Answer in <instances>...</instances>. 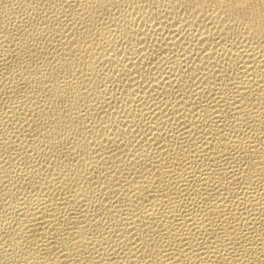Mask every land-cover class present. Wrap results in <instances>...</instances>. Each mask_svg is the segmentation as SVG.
<instances>
[{"label": "bare ground", "instance_id": "bare-ground-1", "mask_svg": "<svg viewBox=\"0 0 264 264\" xmlns=\"http://www.w3.org/2000/svg\"><path fill=\"white\" fill-rule=\"evenodd\" d=\"M32 3L0 4V264H264V0Z\"/></svg>", "mask_w": 264, "mask_h": 264}, {"label": "rangeland", "instance_id": "rangeland-1", "mask_svg": "<svg viewBox=\"0 0 264 264\" xmlns=\"http://www.w3.org/2000/svg\"><path fill=\"white\" fill-rule=\"evenodd\" d=\"M1 1H2V2H1ZM1 1H0V4H1L2 6H3V4H4V6H7V7H4V6H3V8H5V9H6V8H7V9L10 8V7L8 6L9 3H10V6L13 7V8H11V9H14V8L17 9V11H16V10H15V11L12 10V11H14V12H18V15H16V16H20V14H23V13H24V14H25V15H24L25 18H26V14L29 12V9H27V7H28L29 5H30V6L33 5V3H32L33 0H32V1H31V0H30V1H29V0H24V1H22V0H20V1L12 0V3H11L10 1H9V3L6 2V4H8V5H6V4L3 2L4 0H1ZM7 1H8V0H7ZM14 1H17V3L14 2ZM25 1H26V2H25ZM27 1H28L29 4H27ZM13 2H14V3H13ZM24 2H25V5H24ZM36 2H37V0H36ZM44 2H45V1H43V2L40 1V5H41L42 7L39 6V5H37V8H38V10H39V11H37V12H38V13L40 12V13L38 14V16H37V12H36L34 15H32V18H33V17L35 18V17L37 16L36 18L39 19V20H41L42 22L39 21V20L37 21V19H36V20L33 19L34 22H31V21H32V18L30 19V20H31V21H30V24L32 25V26H31V29H32L33 31H34L35 29H36L37 31L40 30V34H41V33L44 34L43 32H45V34H44L45 36L43 35V36H41V37H40V36L38 37L40 43L43 42V41L47 42L46 39L48 40V37H49V36H48V35H49V33H48L49 31H48V29H47V28H48V25H46V24H47V23H48V24L51 23V25H52V23H54V21H51L52 18H50V17L48 18V17H47V16H49L48 13L52 12L53 8H52V6H50L48 3H44ZM15 3H16V5H15ZM19 3H20V4H19ZM21 3H22L23 5H21ZM13 4H14V5H13ZM17 4H19L20 7H19V5L17 6ZM44 4H45V5H44ZM48 5L50 6V8H49ZM75 5H76V4H75ZM75 5H74V6H75ZM14 6H15V7H14ZM43 6L45 7V9H44ZM47 6H48V7H47ZM16 7H17V8H16ZM23 7H24V8H23ZM21 8H22V10H21ZM25 8H26V10H25ZM40 8H42V9H40ZM46 8H47V9H46ZM75 8L77 9L78 7H75ZM75 8H74V9H75ZM18 9H19L20 11H19ZM49 9H50V10H49ZM78 9H79V8H78ZM27 10H28V12H26ZM41 10H42V11H41ZM48 10H49V11H48ZM22 11H23V12H22ZM24 11H25V12H24ZM43 11H45L47 14H44L45 12H43ZM125 11H126V13H127V15H128V11H129V10L126 9ZM41 13H43L44 15L41 14ZM113 13H116V11H113ZM142 13H143V11H142ZM16 14H17V13H16ZM40 14H41V16H40ZM122 14L124 15L125 13H120V15H119L120 18H121V16H122ZM129 14L133 17L134 21L137 22L136 25L134 24V25H135L134 28H135L136 30L138 29L139 32H140V31H146V30H148V29H149V31L151 30V29H150V25H151V24H149L148 27L145 26L144 24L141 25L143 22H142V20H139L140 14H137V13H135V12H132V14H135V15H132L131 12H129ZM136 14H137V15H136ZM42 15H43V16H42ZM102 15H104V16H102ZM102 15L98 14V16H99L98 19L101 18L99 21H101V20L103 19L101 22H104V18H107V19H108L109 17H111L110 14H104V12H102ZM106 15H107V17H105ZM125 15H126V14H125ZM127 15H126V17L132 18L131 16H127ZM16 16L14 15L11 19H13V18L16 17ZM24 16L22 15V16H20V17H23V18H24ZM44 16H45V17H44ZM101 16H102V17H101ZM134 16H135V18H136L138 21L135 20ZM39 17H41V18H39ZM43 17H44V20H45V21L43 20ZM123 17H124V16H123ZM46 19H47L48 21L50 20L51 22H48ZM204 19H205V18H204ZM52 20H53V19H52ZM27 21H28V20H27ZM46 21H47V22H46ZM79 21H80V20H79ZM79 21H78V22H79ZM140 21H141V22H140ZM11 22H12V21H11ZM36 22H37V23H36ZM45 22H46V23H45ZM78 22L76 21V23H78ZM138 22H139V24H138ZM27 23H28V22H27ZM39 23H40V25H41V24H44V26L47 27V28H46L47 30H46V29H43V28H44L43 25H41V28L43 27L42 29L39 28ZM79 23H80V24L82 23V25H80ZM79 23H78V24H79V27H80V28H78V26H77V28H78V29L83 28V22L81 21V22H79ZM140 23H141V24H140ZM205 23H206V22H205ZM8 24L10 25V22H8ZM34 24H36V26H35ZM54 24H55V23H54ZM183 24L186 25V26H184ZM183 24H182L183 26H181V30H182V31L186 32L188 29H190V27H188L187 24H185V23H183ZM33 25H34L35 27H34ZM49 25H50V24H49ZM193 25H194V26H193ZM193 25H192V27H193L192 29H193V31H195V30H196L195 28H198V27L195 26V24H193ZM52 26H55V25H52ZM81 26H82V27H81ZM97 26L99 27V23H98ZM33 27H34V28H33ZM36 27H38L39 29L36 28ZM140 27H141V28H140ZM185 27H186V28H185ZM142 28H143V29H142ZM139 29H140V30H139ZM194 29H195V30H194ZM36 30H35V32H36ZM42 30H43V31H42ZM45 30H46V31H45ZM47 31H48V32H47ZM193 31H192V32H193ZM196 31H197V30H196ZM196 31L193 32V33H197ZM139 32H137L136 35H138ZM38 33H39V32H38ZM46 34H47L48 37H46ZM152 36H153L154 39L159 38V37H157V35H156L155 37H154V35H152ZM113 37H114V36H113ZM136 37H137V36H136ZM43 38H44L45 40H44ZM114 38H116V40H117V39H118V40H121L119 37H114ZM159 39H160V38H159ZM40 40H42V41H40ZM39 42L36 43V44H38V47H40V46L42 45V43L40 44ZM48 42H49V40H48ZM48 42H47V43H48ZM115 42H116V41H115ZM115 42H114V43H115ZM117 42L121 43L120 45H122V46L120 47L119 43H118V44H117V43H115V44L113 43L112 45H110V46H108V47L105 45V46L108 48V49L106 48L107 50H109L110 48H111V49L113 48V49H112V52H113V54L115 53L114 55L116 56V57H115L116 59L114 58L113 62H110L111 64H110L109 62H106V63H108V65L110 64V66H111V67L109 66L110 68L108 67L107 64H105V61L103 62L102 60H99V61L102 62L103 65H107V66H105V67H103V65L101 64V62L97 61V63H99V64H97V66H98V67L100 66V68H98V67H97V68H98V70H99L100 72L102 71L101 73H99V74H100V77H101V74H102V76H103V78L101 77V79H104V78L106 77V75H107V76H110V75H108V74H109V73H112L113 75L110 76V78L112 79L111 82H113V76L116 77V76L118 75L117 73H116L117 75H115V72H116V68L118 67L117 63H118V61L121 60L120 58L122 57V55L120 54V53H123V52H121V51H123V48H122V47H124V44H123V41H122V40H121V41H117ZM39 45H40V46H39ZM52 45H53V44H50V46H52ZM115 45H117V46H115ZM105 46H103V47L105 48ZM111 46H112V47H111ZM118 46H119L121 49H120ZM114 47H116V48H114ZM117 48L120 50V52H117V51H118ZM102 49H103V48H102ZM111 49H110V50H111ZM115 50H117V51L114 52ZM117 53H119L120 55L117 54ZM117 55H118V56H117ZM2 57H3V56H2L1 53H0V60L3 59ZM117 57H119V59H118ZM155 58H156V57H155ZM156 59H157V58H156ZM114 61H116L117 63L114 62ZM155 61H156V60H155ZM121 62L123 63V60H122ZM121 62H119V63L122 64ZM113 63H115V65H114ZM119 63H118V64H119ZM100 64H101V65H100ZM127 64H129V63L127 62ZM113 65H114L115 67H116V66H117V67L115 68ZM101 67H102V68H106V69L103 70ZM113 67H114V68H113ZM100 69H101V70H100ZM108 69H109V71H108ZM114 69H115V70H114ZM106 70H107L108 73H106ZM11 71H12V70L10 69L9 72H11ZM110 71H111V72H110ZM9 72H8V74H10ZM104 76H105V77H104ZM0 77H1V76H0ZM1 78H2V77H1ZM1 78H0V79H1ZM111 82H106V81H104V83L101 84V87H102V85L104 86V84H105V87H106V83H107V86H108V87H106V88H109V89H110ZM114 85H115V84L112 83V86H111V89H112V90L116 87V86H114ZM103 89H104V87H103ZM111 89H110V90H111ZM115 89H116L115 91H117V92H118V95H119V94H120V90H121V88L116 87ZM112 90H111V91H112ZM113 91H114V90H113ZM113 91H112V92H113ZM117 92H116V93H115V92L113 93V95H115L114 98H116V99H115V101H114L115 104L113 103L112 106H111L112 108H113V105H116V103L118 102V101L116 102V100L118 99V98H117V97H118ZM1 94H2V95H1ZM1 94H0V105L3 106V107L0 106V108H2V109H0V111H1V112H0V129L2 128L3 130H0V135H1V132H3V133H2V137H4V134L6 133V130H7V129H8V130H7V133H6V134H9V133H10V131H9L10 129H9V128L12 127V124H13V121H10V118H8V116H9V112H8V111H10V108H9V107L12 106V103H9L10 100L8 99V97H6L7 95L4 96L3 93H1ZM116 95H117V96H116ZM3 100L6 101L5 104L3 103V102H4ZM118 100H119V99H118ZM10 102H12V101H10ZM119 102H120V101H119ZM119 102L117 103V105L119 104ZM7 104H8V105H7ZM98 104H99V103L97 102L96 105L99 106ZM5 105H6V107L9 106V107H8L9 109L6 108ZM100 106H101V104H100ZM4 107H5V108H4ZM7 109H8V110H7ZM83 109H84V108H83ZM6 110H7V111H6ZM3 111H4V114H3ZM113 111H114V110H113ZM7 113H8V114H7ZM2 114H3V116H2ZM4 116H7V117H6L7 119H5ZM1 118H2L3 120H5L3 124H2L3 121H1V120H2ZM98 119H99V116H97V117L94 118V120H98ZM100 120H101V117H100ZM6 121H7V122H6ZM90 121L92 122V120H90ZM90 121L87 122V125H90V123H91ZM89 122H90V123H89ZM7 124H8V125H7ZM99 124H100V123H97V125H99ZM2 125H3V126H2ZM5 125H6V126H5ZM9 125H10V126H9ZM3 127H4V128H3ZM8 127H9V128H8ZM5 129H6V130H5ZM6 134H5V136H6ZM0 163L3 164V162H0ZM4 164H5V162H4ZM8 164H9V163H8ZM5 165H6V164H5ZM9 165H10V164H9ZM9 165H8V166H9ZM10 166H11V165H10ZM2 188H3V187H2ZM2 188L0 187V190H1Z\"/></svg>", "mask_w": 264, "mask_h": 264}]
</instances>
